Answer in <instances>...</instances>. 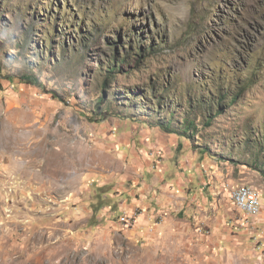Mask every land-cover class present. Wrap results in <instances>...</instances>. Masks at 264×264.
I'll return each instance as SVG.
<instances>
[{
	"label": "rangeland",
	"instance_id": "374dc122",
	"mask_svg": "<svg viewBox=\"0 0 264 264\" xmlns=\"http://www.w3.org/2000/svg\"><path fill=\"white\" fill-rule=\"evenodd\" d=\"M160 120L188 131L172 162L264 193V0H0V264H264V212L228 195L207 223L152 215Z\"/></svg>",
	"mask_w": 264,
	"mask_h": 264
},
{
	"label": "crops",
	"instance_id": "0c3cea01",
	"mask_svg": "<svg viewBox=\"0 0 264 264\" xmlns=\"http://www.w3.org/2000/svg\"><path fill=\"white\" fill-rule=\"evenodd\" d=\"M156 130L146 127V129H141L138 136L142 135L144 138L147 137L149 143L153 139V143H150L151 151L156 152L157 157H161V155H163L164 158L165 156L167 157V160L164 161L162 171L157 170L154 172L159 178L160 175L161 178H170V180L166 181V185L168 184L166 190L167 193L175 196V199L170 200V204L172 205L174 203L176 206L171 207L170 205L168 210L167 208H164L163 211L157 210L155 207L159 201L155 199L154 204H149L150 206H155L152 207V209L150 208L152 210V215H157L156 218L163 217L165 222L170 221L171 226L183 223L188 224L189 222L186 218H181V220L177 218V212L184 211L189 216L188 219L193 217L194 220L192 221H195L197 224L199 222L207 223V221H205V216L208 215L206 210L209 205H213L217 210H220L222 208L223 199L226 200V195L232 200L231 191L234 187L229 185L230 175L227 174V176L224 177L221 171L223 162L217 158H212L207 152L199 150H196V154L193 155L192 161L186 162L183 160V162H181L182 160H176L172 162L175 153L178 151V147L183 146V142L187 139H185V136L165 132L161 133L160 129ZM138 136L135 141L132 139L134 143L127 144L129 148L135 146L136 141H144V138L139 139ZM128 141L131 143L130 140ZM171 141L174 142V144ZM175 141H177V144H175ZM166 151H168V153H166ZM160 167L161 165H159V168ZM192 172L194 177L191 179L189 175H191ZM180 177H187L186 179L188 182L184 181L183 184L175 186L174 181H177ZM172 186H175V189L179 187L177 192H183L187 195L171 192ZM175 189H173V191ZM132 201L134 202V200ZM232 203L234 205L233 200ZM156 223L159 224L158 222ZM162 227L163 229L167 228L165 226H159V228Z\"/></svg>",
	"mask_w": 264,
	"mask_h": 264
},
{
	"label": "built area",
	"instance_id": "2783aa9c",
	"mask_svg": "<svg viewBox=\"0 0 264 264\" xmlns=\"http://www.w3.org/2000/svg\"><path fill=\"white\" fill-rule=\"evenodd\" d=\"M232 198L236 207L248 216L257 217L264 211V202L257 189H243L236 187L232 191ZM127 228L135 226L132 215H124L121 219ZM152 230V228H151Z\"/></svg>",
	"mask_w": 264,
	"mask_h": 264
},
{
	"label": "trees",
	"instance_id": "16d2710c",
	"mask_svg": "<svg viewBox=\"0 0 264 264\" xmlns=\"http://www.w3.org/2000/svg\"><path fill=\"white\" fill-rule=\"evenodd\" d=\"M123 60H125V58H121V60H120V63L123 61ZM108 68H110V70H108L110 73H118L119 72V69L121 68L120 66H117L116 64H112V65H110ZM22 78V81L23 82H27V83H33L32 81V77H30V76H28V75H26V77H21ZM171 113H173V114H171V119L170 120H172V118H174V111L173 112H171ZM104 118H106V117H104ZM185 123H186V127H185V129L187 128H190L189 127V125H188V123L189 124H193V122H192V120L190 121V119L189 118H187V120L186 121H184ZM184 122H182V123H180L181 125H183L184 124ZM158 124H159V126L162 128V129H164L167 133H175V134H177V135H179L180 134V136H184V134H186L188 131H186V130H182V131H177L178 129H175V128H173L172 127V125H173V123H171V122H169V123H163L161 120L158 122ZM179 133V134H178ZM222 159H227V158H222Z\"/></svg>",
	"mask_w": 264,
	"mask_h": 264
},
{
	"label": "clouds",
	"instance_id": "9594fccd",
	"mask_svg": "<svg viewBox=\"0 0 264 264\" xmlns=\"http://www.w3.org/2000/svg\"><path fill=\"white\" fill-rule=\"evenodd\" d=\"M153 154H156V152L153 151ZM153 154H152V155H153ZM156 155H157V154H156ZM216 158H217L218 160L221 161V159H220L219 157H216ZM225 161L228 162V159H225ZM234 189H235V188H233L232 191H233ZM232 191H231V194H232ZM261 192H262V191H261ZM263 194H264V193L262 192L261 197H262ZM232 200H233V198H232ZM262 200H263V199H262ZM233 202H234V201H233ZM263 202H264V201H263ZM234 205H235V204H234ZM235 206H236V205H235ZM263 212H264V211H263ZM243 213H244V212H243Z\"/></svg>",
	"mask_w": 264,
	"mask_h": 264
},
{
	"label": "bare ground",
	"instance_id": "6f19581e",
	"mask_svg": "<svg viewBox=\"0 0 264 264\" xmlns=\"http://www.w3.org/2000/svg\"><path fill=\"white\" fill-rule=\"evenodd\" d=\"M240 187H241V186H240ZM241 188H243V189H252L253 187L243 186V187H241Z\"/></svg>",
	"mask_w": 264,
	"mask_h": 264
}]
</instances>
